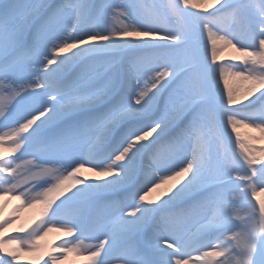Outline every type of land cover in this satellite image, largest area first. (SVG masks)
<instances>
[{"label":"snow or ice","instance_id":"1","mask_svg":"<svg viewBox=\"0 0 264 264\" xmlns=\"http://www.w3.org/2000/svg\"><path fill=\"white\" fill-rule=\"evenodd\" d=\"M252 140L264 0H0V264H264Z\"/></svg>","mask_w":264,"mask_h":264},{"label":"bare ground","instance_id":"2","mask_svg":"<svg viewBox=\"0 0 264 264\" xmlns=\"http://www.w3.org/2000/svg\"><path fill=\"white\" fill-rule=\"evenodd\" d=\"M233 55H238V53H236L235 50L230 48V47L226 48L223 52L220 53V57H221L222 60H226V59L230 58ZM239 131L241 132L242 137H247L249 133L254 132L253 129H249V128H246L244 126H241L239 128ZM250 142L253 143V144H256V145L264 144V140H252ZM3 151H4V155L7 156L8 155L7 149H4ZM17 155H18V153H17ZM85 175L91 177V176H94L95 173L87 170V168H86L85 169ZM8 199H10V203L7 204V207L4 210L5 211V215L8 212H10L15 205L21 203V201L15 199V197H12V198L5 197V200H8ZM35 211H36L35 209H30V208H27V207L22 209L21 212H20L21 219L16 221V223L13 224L7 231L8 232H12V230L14 228L19 227L21 223L29 220L35 214ZM62 235H65V234H62ZM62 235H61L60 231H55L54 230L52 233L49 234L48 237L45 238V240L46 241H54V240H57L58 237H62ZM87 243H95V241H87ZM198 255H199L198 253H193L194 259L198 258ZM82 259H83V257H78L74 253H70L68 255L67 260L63 261L62 264H72L73 261H78V260H82ZM41 264H43V262H41ZM191 264H195V261H192Z\"/></svg>","mask_w":264,"mask_h":264},{"label":"rangeland","instance_id":"3","mask_svg":"<svg viewBox=\"0 0 264 264\" xmlns=\"http://www.w3.org/2000/svg\"><path fill=\"white\" fill-rule=\"evenodd\" d=\"M62 234H64V233H63V232H61V235H62ZM63 236H64V235H62V237H63ZM192 261H195V259H193ZM192 261H191V262H192Z\"/></svg>","mask_w":264,"mask_h":264}]
</instances>
